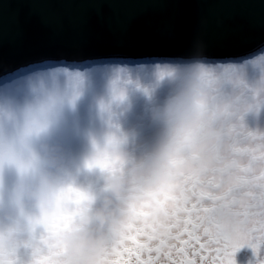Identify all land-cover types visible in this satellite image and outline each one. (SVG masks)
<instances>
[{
    "label": "snow or ice",
    "instance_id": "snow-or-ice-1",
    "mask_svg": "<svg viewBox=\"0 0 264 264\" xmlns=\"http://www.w3.org/2000/svg\"><path fill=\"white\" fill-rule=\"evenodd\" d=\"M259 51L264 53V48ZM197 61L208 91L181 100L168 123L177 144L196 141L197 148L183 158L166 154L146 179L143 170L152 162L154 148L164 134L160 113L178 91L172 79L179 69ZM242 61L258 64L264 56L222 62L197 46L187 56L43 60L7 71L0 60V202L11 198L13 166L20 171L47 168L39 149L42 136L67 159L81 161L74 163L77 174L30 215L32 230L0 245V264H62V251L54 237L70 230L93 206L95 194L106 190L102 180L108 175H121L128 181L130 202L143 193L151 194L182 219L170 224V241L127 225L120 238L110 239L102 264H235L233 255L244 244L258 250L264 244V131L250 129L245 118L247 113L258 116L264 111V99L246 103L239 117H231L229 102L237 97L239 83L235 70ZM50 81H56L60 89L49 90L46 84ZM65 103L73 111L57 120V109ZM37 110L45 118L29 121V114ZM73 121L86 130V138L74 135ZM213 125L223 133L215 145V164L204 171L188 170L199 158L200 137ZM126 131L132 134L127 145L131 162L113 151L123 143ZM27 140L33 143L25 155L17 145Z\"/></svg>",
    "mask_w": 264,
    "mask_h": 264
},
{
    "label": "water",
    "instance_id": "water-1",
    "mask_svg": "<svg viewBox=\"0 0 264 264\" xmlns=\"http://www.w3.org/2000/svg\"><path fill=\"white\" fill-rule=\"evenodd\" d=\"M0 0L3 70L31 61L111 56L232 60L264 48V0Z\"/></svg>",
    "mask_w": 264,
    "mask_h": 264
},
{
    "label": "clouds",
    "instance_id": "clouds-1",
    "mask_svg": "<svg viewBox=\"0 0 264 264\" xmlns=\"http://www.w3.org/2000/svg\"><path fill=\"white\" fill-rule=\"evenodd\" d=\"M259 56H264V53L250 59L258 60ZM199 63L197 61L184 66L177 71L172 79L178 91L171 103L165 105L160 113L159 120L163 126L164 134L154 148L152 162L143 170L142 175L146 179L151 177L156 164L166 154L171 152L183 158L186 153L197 148L196 141L177 144L174 129H170L168 123L176 116V106L181 100L208 91L205 83L201 80ZM234 78L239 81L235 86L237 97L229 102L228 109L233 118L241 115L246 103L264 99V62L252 64L242 61L235 70ZM46 87L53 92L60 89V85L56 81L48 82ZM249 89H256V91L249 94ZM249 95L251 99H249ZM72 111L71 106L65 103L57 109L56 119L62 120ZM44 118L39 110L30 113L27 117L29 121L31 119L43 120ZM72 128L74 135L86 138V130L78 122L73 121ZM49 134L50 132L45 136ZM222 135L220 127L213 125L206 128L204 135L198 141L199 158L194 167L188 166V170L204 171L215 164V145ZM97 138L103 143L102 137L98 136ZM131 139V132L126 131L123 143L117 144L113 148L115 155L125 162L132 160L127 150ZM32 143V140L19 143L17 150L26 155ZM39 149L45 154L46 169L35 168L20 171L15 166L12 167L11 198L6 197L0 202V229L3 232L0 245L6 246L18 236L29 233L32 230V225L29 222L30 215H34L42 203L51 199L59 186L77 174L74 163L78 164L81 161L67 159L58 148L46 143L43 136L39 141ZM7 168L8 166L5 164L6 171ZM102 184L106 190L95 194L93 206L83 213L70 230L62 231L54 237V243L62 251L60 257L62 264H102L110 239L120 238L129 224H134L145 230L146 234H154L157 240L163 238L170 241L173 236L170 224L181 222L182 216L173 215L154 195L143 193L135 202H130L127 199L130 195L129 183L121 175L104 176ZM147 187L148 185L145 184V188ZM178 203L182 206V201Z\"/></svg>",
    "mask_w": 264,
    "mask_h": 264
},
{
    "label": "rangeland",
    "instance_id": "rangeland-1",
    "mask_svg": "<svg viewBox=\"0 0 264 264\" xmlns=\"http://www.w3.org/2000/svg\"><path fill=\"white\" fill-rule=\"evenodd\" d=\"M258 54L256 53L252 55L254 56ZM247 57L252 58V56ZM218 61L224 62L225 60ZM245 122L252 130L258 129L264 131V111H262L258 116L249 113L245 118ZM233 259L235 264H264V244H261L258 250H254L249 244H244L235 251Z\"/></svg>",
    "mask_w": 264,
    "mask_h": 264
},
{
    "label": "trees",
    "instance_id": "trees-1",
    "mask_svg": "<svg viewBox=\"0 0 264 264\" xmlns=\"http://www.w3.org/2000/svg\"><path fill=\"white\" fill-rule=\"evenodd\" d=\"M261 54V53H260ZM62 61H64V60H62Z\"/></svg>",
    "mask_w": 264,
    "mask_h": 264
}]
</instances>
